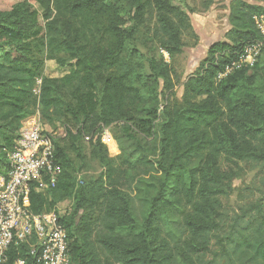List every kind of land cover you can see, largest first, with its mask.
I'll list each match as a JSON object with an SVG mask.
<instances>
[{"label":"trees","instance_id":"obj_1","mask_svg":"<svg viewBox=\"0 0 264 264\" xmlns=\"http://www.w3.org/2000/svg\"><path fill=\"white\" fill-rule=\"evenodd\" d=\"M36 1L42 35L37 12L24 0L0 12V174L9 170L7 153L22 121L35 114L41 124L79 125L72 137L83 126L89 132L117 120L152 137L133 161L116 159L98 141L104 172L78 188L71 158L53 140L61 173L53 187L31 189L30 210L51 212L63 199L73 200L60 219L69 264H264V48L250 68L217 77L244 43L259 37L253 16L264 13V0L229 1L226 41L208 47L183 82L181 100L170 95L161 108L160 90L181 83L173 60L183 50L184 10L172 0ZM214 2L199 0L198 11ZM147 13L169 61L137 48ZM97 17L112 36L103 46L91 41V31L83 37ZM46 60L71 67L62 77H47ZM249 164L259 167V182L246 190L257 195L232 207V178ZM138 165L145 173L130 174ZM32 242L12 244L5 264H37Z\"/></svg>","mask_w":264,"mask_h":264},{"label":"rangeland","instance_id":"obj_2","mask_svg":"<svg viewBox=\"0 0 264 264\" xmlns=\"http://www.w3.org/2000/svg\"><path fill=\"white\" fill-rule=\"evenodd\" d=\"M23 0H0V12H6L11 9V7ZM31 10L37 12L38 17V31L39 35L43 34V27L45 20L42 17L43 10L36 0H24ZM187 7L184 8L181 0H172V4L182 9L186 13V24L181 29V39L183 42L182 52L175 56L173 60L174 68L181 75V83L176 84L171 92L160 90V108L164 105L167 99L176 98L178 101L181 100L183 93V82L185 79L196 71L199 62L196 58L197 51L200 50V41L198 33L196 32V27L201 26V31H207V27L211 24L214 26L213 32H209L207 37L210 35L209 41H226L225 32L229 28L227 22V5L223 3L224 0L215 1L206 11H198L199 0H185ZM249 1V0H248ZM251 1V0H250ZM253 1V0H252ZM55 14V12H54ZM155 22L154 15L152 13H147L144 15V19L140 23L139 34L137 36V48L143 53L145 57L159 58L163 57L166 61H169V55L167 52L158 47L156 41L153 38L152 27ZM90 25V30H85L86 34L83 37H90V31L92 32L91 41L99 45H106L112 42V36L107 35L104 30V19L102 17H97L92 21ZM188 23V24H187ZM75 25L78 27V22L75 21ZM83 27V26H82ZM202 35V34H201ZM221 39V40H220ZM207 42V43H208ZM264 57V52L261 55ZM71 67V63L61 66L54 60H46L44 63V75L51 78H59L65 75ZM251 67V66H250ZM248 67V68H250ZM250 70H248L249 72ZM40 79H36L37 83ZM35 116L39 117L38 114ZM152 129L153 135H156V123ZM62 122H55L54 125L42 124L46 131L56 130L57 138L56 143L63 151L69 155L73 163V172L76 175L77 188L82 186L83 181L88 178L97 177L100 173L104 172L103 160L101 156L98 155L96 147H98V141L102 144L103 149L107 150L113 157H118L119 155H124L129 160L133 161L137 155H141L143 151L141 150V145H145L146 141L152 139V137H145L140 132H138L130 123L124 120H117L109 125L100 124L88 132L85 126H83L82 132L76 136H70V133L63 135V132L58 130ZM59 125V126H58ZM129 129H126V126ZM146 146V145H145ZM104 152L101 151V154ZM139 153V154H138ZM109 155V154H108ZM151 160L155 156H149ZM117 159V158H116ZM119 162V161H118ZM259 167L257 165H246L241 166L237 170L235 176L232 178V191L229 196V204L232 207H236L239 203L246 201L247 199L253 198L257 195L254 192L253 195L249 188L252 183H258L259 178H255V173L258 171ZM146 168L143 166H136L131 168L130 174L143 175ZM125 187V186H124ZM73 200L71 198H65L57 204V209L67 213V210L72 205ZM158 235V232H155ZM154 235V234H153Z\"/></svg>","mask_w":264,"mask_h":264},{"label":"built area","instance_id":"obj_3","mask_svg":"<svg viewBox=\"0 0 264 264\" xmlns=\"http://www.w3.org/2000/svg\"><path fill=\"white\" fill-rule=\"evenodd\" d=\"M253 21L259 37L244 43L235 52V57L218 72V79L242 67H250L258 60L264 48V13L254 15ZM32 91L39 94L40 80ZM35 115L22 121L19 137L7 153L9 170L6 175L0 174V264H5L12 244L32 237L30 253L35 255L37 264L70 263L68 233L60 221L65 213L57 207L39 214L30 210L31 189L40 191L53 187L61 173L53 142L57 131H46ZM78 128L79 125L62 123L58 130L66 135L76 134ZM14 264H23V260Z\"/></svg>","mask_w":264,"mask_h":264},{"label":"crops","instance_id":"obj_4","mask_svg":"<svg viewBox=\"0 0 264 264\" xmlns=\"http://www.w3.org/2000/svg\"><path fill=\"white\" fill-rule=\"evenodd\" d=\"M215 1H217V0H215ZM229 1L230 0H224L223 1V3L224 4H226L227 5V10H226V14L228 15V3H229ZM250 1V0H249ZM252 1V0H251ZM229 25V24H228ZM230 27V26H229ZM208 29H207V31H206V34H208L209 32H213V30H214V26H213V24H211V25H209L208 27H207ZM196 32L198 33V36H199V41H200V50L199 51H197L196 53H197V56H196V58L198 59V60H201V59H203L204 57H205V55H206V51H207V49H208V47L212 44V43H214V42H216V41H218V40H214V41H209L208 42V40H209V38H210V35L207 37V35L205 34V32H202V33H200V31H201V26H199L198 25V27H196ZM226 30H228V28L226 29ZM202 34V35H201ZM221 40V39H220ZM208 42V43H207Z\"/></svg>","mask_w":264,"mask_h":264}]
</instances>
